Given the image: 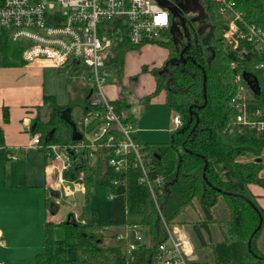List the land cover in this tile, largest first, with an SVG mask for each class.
<instances>
[{
  "label": "trees",
  "instance_id": "1",
  "mask_svg": "<svg viewBox=\"0 0 264 264\" xmlns=\"http://www.w3.org/2000/svg\"><path fill=\"white\" fill-rule=\"evenodd\" d=\"M202 1L209 9L214 37H208L206 42L191 40L186 55L195 61L194 64L191 61H178L181 46L179 42H172L173 32L170 28L163 34L166 41L157 43L168 49L169 55L159 69L160 72L151 70L155 90L144 102L163 91L166 106L179 115L182 124L169 132L167 142L142 144L151 158V162L147 164L149 175L152 179L162 177L163 183L159 193L157 192V201L167 223H174L185 209L195 208L194 210L199 209L201 212L200 227L208 231L210 224L216 225L222 239L214 244L205 243L199 230H193L199 245L211 248L213 264H264V251H261L258 244L259 238L264 235V212L249 189L250 185L264 188V176H261L263 160H258L264 149V131L246 129L241 135L225 132L226 125L234 115L228 102L235 90L232 83L235 74L239 75L240 84L246 91L249 111L259 110L263 115L260 119H264V79L261 72L255 69L262 58L251 51L244 54L229 52L219 37L226 22L220 16L218 6L213 0ZM235 1L236 8L242 11L245 21L264 28V0ZM169 19L171 24V16ZM121 31L123 32V27ZM7 42V33L1 32L0 52L4 56L11 52L20 55L21 49L9 47ZM206 45L210 46L209 53L204 52L203 46ZM135 48L138 47L129 45L124 35L121 41L115 42L106 50L104 69L110 73L111 70H117L115 74L119 75L124 65L125 53ZM231 63L236 64V69H230ZM197 65L206 74V103L200 109L197 106L204 103V98L202 71ZM88 89L84 95L86 105ZM124 104L122 101L112 102L115 112L121 117ZM65 108L53 105L48 120L45 123L38 120L34 125V132L40 133L45 139L49 131L55 128L54 136L47 142H74L71 127L58 115ZM193 112L198 118L194 131L191 130L196 121ZM121 119L123 122L130 121L126 117ZM134 139L141 143L136 137ZM108 158L109 153L101 150L95 167H88L85 159L80 162L72 158L69 173L72 172L74 177L79 172L83 173L85 198L99 187L115 195L109 200L107 227L137 224L147 229L149 247L140 246L133 253L134 261L128 264H154L152 252L164 235L148 189L138 182V168L129 167L125 173H116L107 166ZM241 158L246 160H239ZM205 163L207 167L203 170ZM67 175L65 178H68ZM221 201L226 207V215L218 220L214 218L212 210ZM46 207L50 214L58 211V205L50 200L46 201ZM259 215L261 225L253 233L259 223ZM178 222L184 225L187 223L184 219H179ZM56 228L63 231L61 240L54 237ZM103 228L94 219L80 222L71 218L68 223L66 220L58 224L45 223L43 251L35 256L33 264H126L119 247H106L102 244ZM68 249L74 251L71 259L67 257ZM191 264L209 262L195 261Z\"/></svg>",
  "mask_w": 264,
  "mask_h": 264
},
{
  "label": "built area",
  "instance_id": "2",
  "mask_svg": "<svg viewBox=\"0 0 264 264\" xmlns=\"http://www.w3.org/2000/svg\"><path fill=\"white\" fill-rule=\"evenodd\" d=\"M213 1L226 22L220 33L226 49L238 54L251 51L259 55L262 60L255 69L264 79V28L245 21L235 0ZM169 16L168 10L156 0H0V33L6 32L9 44L21 49V59L25 63L45 61L60 71L79 70L81 63L93 73L86 79L91 83L88 105L81 118L73 120L81 140L49 143L40 134H35L31 140L30 146L40 149L51 164L52 161L61 163L59 184L64 187L65 182L75 183L84 192L83 173L79 172L76 177L69 173L72 158L80 162L85 159L87 166L93 167L90 163H96L101 150L109 153L107 166L116 173H125L129 167L138 168V182L148 189L164 235L153 250L154 264H191L190 239L183 229L167 223L162 216L157 201L162 177L150 178L147 164L151 158L144 146L135 141L133 123L123 122L115 112L104 86L105 73L109 74L104 69L106 50L121 41L124 35L132 47L165 42L163 34L171 25ZM230 69H236V64L231 63ZM232 83L235 90L228 107L234 115L225 132L241 135L246 129L264 131V119H260L262 113L259 110L251 112L247 107V95L239 75H234ZM172 123L175 129L181 126L179 115L173 116ZM259 157L264 164V149ZM7 158L15 159V156L7 155ZM114 196L112 192L107 193L108 200ZM122 227L123 231L115 238L122 244V255L128 264L134 261L133 253L140 246L149 247L150 240L147 229L141 225Z\"/></svg>",
  "mask_w": 264,
  "mask_h": 264
},
{
  "label": "crops",
  "instance_id": "3",
  "mask_svg": "<svg viewBox=\"0 0 264 264\" xmlns=\"http://www.w3.org/2000/svg\"><path fill=\"white\" fill-rule=\"evenodd\" d=\"M7 44L13 47L9 41ZM155 45L146 44L134 50L140 51L144 47L151 48L150 46ZM161 50H158L160 57L150 66V70H159L168 58L169 50L166 48ZM132 52L133 50L127 51L124 57ZM5 56L0 52V232L2 234L0 263L33 264L35 256L43 251L45 223L58 224L65 221L69 215L75 221H89L85 213L83 216L82 209L86 201L84 192L75 183L65 182L62 187L58 182V167L53 162L51 164L40 149L30 146L33 136L40 134L34 132V125L38 120L43 123L48 120L53 105L71 108L73 119L74 104L82 105L85 110L87 105L84 103V95L89 87L83 89L82 86L72 85V80L76 79L72 73L79 75L77 68L72 71L68 69L60 71L45 61L25 63L21 55L16 52ZM149 69L144 72H150ZM122 72L124 75L121 78ZM138 73L139 71L133 73L131 68L129 70L126 67L122 68L118 77L123 82L119 84L117 83L119 79H116L114 85H108L106 88L109 101L125 102L121 111L124 118H128L126 115L128 109L137 114L134 120L136 121V138L141 130L146 137L148 134L152 135L154 131L169 133L171 129L169 130L166 126L153 128L142 126L148 124L149 120L156 115L153 112L154 106L165 112L167 116L170 112L172 118L177 113L166 106L165 93L161 97H159L160 94L154 95L148 102H144V99L154 92L155 86L148 88L143 86L146 82L145 75L142 79H136L131 88L129 77H134ZM122 85H128V88H131L127 97L123 95ZM77 95H81L83 102L81 99L76 101L74 97ZM130 121L133 120L130 119ZM174 130H176L175 126L172 131ZM139 142L143 144L144 141L140 139ZM7 155H14L15 159H8ZM263 171L264 167L262 169L264 176ZM249 189L264 212V188L250 185ZM51 191H56L57 196L52 195ZM47 200L58 205L59 208L55 214H50L48 211ZM62 203L70 206L67 214L59 210ZM122 226H109L106 232L102 231V244L106 247L121 246L122 244L115 236L123 231ZM61 232L63 236L61 229L54 230L55 239L63 238H56V234L60 235ZM201 248L204 250V247ZM200 256L202 255L199 251L192 257L191 251L192 262L198 261Z\"/></svg>",
  "mask_w": 264,
  "mask_h": 264
},
{
  "label": "rangeland",
  "instance_id": "4",
  "mask_svg": "<svg viewBox=\"0 0 264 264\" xmlns=\"http://www.w3.org/2000/svg\"><path fill=\"white\" fill-rule=\"evenodd\" d=\"M219 37H220V35H219ZM156 45L150 46L151 48H149V47L145 48L144 47L140 51L133 50L132 53H129L128 55H126L124 57V66H123L124 69H125V67L127 68V70H129L131 68L133 73H136L137 71H139V73L137 75H134V77H132V76L129 77V83H131V88L135 84L136 79H138V78L142 79V77L145 75H146L145 76L146 82H144V80L142 81V83L144 82L143 86H145L146 88H148L150 86H153V87L155 86V82H154L155 80H154L153 72H151V70L149 68H150V66H152L154 64V61L160 57L159 51H162L161 49L164 48L162 46H159V45L156 46ZM78 68H79V72H78L79 75L78 76L75 75V73H72L76 77V79L72 80V85L79 86V87L82 86L83 89L91 86V83L86 82V79L91 76L92 71L88 67L84 66L81 63H80V65H78ZM145 69L146 70L149 69L150 72H148V73L144 72L143 70H145ZM111 71H112V73H110V74L106 75V73H105L104 86H105L106 96H107L106 88L108 85H114V83H116L115 82L116 79L117 80L119 79V81L117 82L119 84H121V82H123V80L121 78L123 77L124 72H122V74L120 75L121 78H119L118 73L116 76H114V74L117 72V70H114V71L111 70ZM156 71L160 72L159 70H156ZM125 82H127L126 79H125ZM131 88L129 89L128 85L123 86L122 87L123 95H125L127 97L129 91H131ZM162 94L164 95L163 91H161L155 95H159V97H161ZM74 98L76 99V101L81 99V102H83V98H81V95H77ZM74 105L75 106H73L74 110L72 111V117H73V120L77 121L82 116L83 107H82V105H79V104H74ZM153 112H155V114H156L153 116V119L149 120L148 124H143L142 126H144V127L151 126V128L166 126L169 130L171 129L170 130V132H171L173 130V127H174L173 124L171 123L172 114L169 112L168 116H167L165 112L160 111L159 108L155 107V106H154ZM126 115H127L129 120L130 119L133 120L132 121L133 125L135 124L134 126L136 128V123H135L136 121H134V120L136 119L137 114L135 112L132 113V111L130 109H128L126 111ZM143 132L144 131H142V130L139 131L137 138H139V140L142 139L144 141L143 142L144 144L150 143V142H152V143L156 142L155 144L165 143L168 141V138H169L168 132L154 131V133L152 135L148 134V137H146ZM239 160L245 161L246 159L241 158ZM52 162L58 168L61 167V163L59 161H52ZM95 164L96 163H90V166L95 167ZM261 176L263 177V175H261ZM108 201L109 200L107 199V191L105 190V188L99 187L98 189L95 190V192L91 196L86 198L84 208L82 209V210H84L83 212L85 213V217L87 220L94 219L96 223L104 226V228H103L104 232L107 231L106 228H107L108 223H109V202ZM69 209H70V206L68 204L62 203L60 205L59 210H61L65 214H67ZM194 209L193 210L190 208L185 209L183 211V213L181 215H179V217L175 220V222L172 223V225H176L179 228L183 229L185 234L190 239L189 241H190V244L192 247V257L195 256V253H198L200 251V254L202 256L199 257L198 261H208L210 264H213V253L211 251V248L209 246H206V247H204V250H202L201 246L199 245L200 243L198 242V239H197L196 234L194 232L195 228H197L199 230V232L202 235V239L207 244L208 243L214 244V243L220 242L222 238H221L220 233L217 230L218 228L216 227L215 224H210L208 226V231H206L205 228L199 226L200 225L199 221H201V216H200L201 212L199 211V209L198 210L197 209L194 210ZM84 213H83V216H84ZM212 213H213V216L215 219L220 220V219L224 218L226 215V207H225L224 203L222 201L219 202L218 205H216L213 208ZM179 219H184L187 223L185 225L180 224L178 222ZM58 232H60V231H58ZM62 237H63L62 232L60 235L56 234V238L61 239ZM258 243L260 245L259 247H260L261 251H263L264 250L263 235L259 238ZM119 248L122 249V246H120ZM73 255H74L73 249H68L67 250V257L71 259V258H73ZM195 261L196 260H194L193 262H195Z\"/></svg>",
  "mask_w": 264,
  "mask_h": 264
},
{
  "label": "flooded vegetation",
  "instance_id": "5",
  "mask_svg": "<svg viewBox=\"0 0 264 264\" xmlns=\"http://www.w3.org/2000/svg\"><path fill=\"white\" fill-rule=\"evenodd\" d=\"M159 2L162 5H164L166 8H169L170 10L175 9L177 5L180 6L179 14L184 19L183 23L185 25V28L188 31V34L191 40L195 39V40H200V42H206L208 37L213 36V26L211 25V22L209 20L210 18V14L208 13L209 10H208V7L206 8L204 1L202 0H159ZM174 20L176 21L178 19L171 17V25ZM171 25H170V30L172 28ZM172 32H173V37L171 40L172 42H179V45L181 46V48L180 46L178 47L180 48V51H181L184 45L186 44L184 29L181 26V24L177 23L176 28H172ZM203 49L205 53H209V51H211L209 45H206V47L203 46ZM185 55L186 53L184 54V56Z\"/></svg>",
  "mask_w": 264,
  "mask_h": 264
},
{
  "label": "water",
  "instance_id": "6",
  "mask_svg": "<svg viewBox=\"0 0 264 264\" xmlns=\"http://www.w3.org/2000/svg\"><path fill=\"white\" fill-rule=\"evenodd\" d=\"M161 6H163L166 10H168V12L170 13V16L172 18H177L178 20H174L172 22V28H176L177 26V23L181 24V26L183 27L184 29V35H185V38H186V44L184 45V47L182 48V50L179 52V57H178V61L181 62V63H185L187 61H191V63H195V61L193 59H190L189 56H184V54L187 52V50L189 49L190 45H191V39L189 37V34H188V31L187 29L185 28V25H184V19L180 16L179 14V10H180V6L177 5V7L175 9H169V8H166L164 5H162L159 0H156ZM179 6V7H178ZM178 11V13H177ZM172 28L170 31H172ZM198 68H201V71H202V93H203V98H204V103L201 105V106H197V109H200L202 108L204 105H205V99H206V74L204 72V70L202 69V67L200 65H197ZM91 95V91H89L88 95L86 96V98L88 99L89 96ZM189 110L192 111L191 107H189ZM59 117L64 121L66 122L70 127H71V136H72V140L73 141H79L81 140V134L76 130V127H75V124H74V121L73 119L71 118V108L67 107L65 108L62 112L58 113ZM193 115L196 119L195 121V124L194 126L192 127V131H194L197 123H198V118H197V115L193 112ZM55 131L56 129L53 128L49 131L48 135L45 137L44 141H49L55 134ZM259 162H260V159H258ZM207 167V164L205 163L204 167H203V170H205ZM203 179H205L204 175H203ZM51 194L54 195V196H57V192L56 191H51ZM253 209L256 211L255 207L252 206ZM72 218L71 215H69L67 218H66V222L68 223L70 221V219ZM261 217L259 215V223L256 227V229L253 231V233H255L259 228H260V225H261ZM249 245V243H248Z\"/></svg>",
  "mask_w": 264,
  "mask_h": 264
}]
</instances>
